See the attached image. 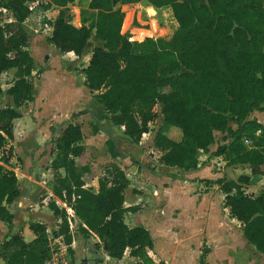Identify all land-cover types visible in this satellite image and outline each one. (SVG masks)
Listing matches in <instances>:
<instances>
[{"label": "trees", "instance_id": "trees-1", "mask_svg": "<svg viewBox=\"0 0 264 264\" xmlns=\"http://www.w3.org/2000/svg\"><path fill=\"white\" fill-rule=\"evenodd\" d=\"M28 1L0 0V7L12 16L0 23V71L13 68L8 85L0 89L14 105L0 106V219L8 227L12 214L7 204L19 188L13 170L1 164L9 159L3 156V147L13 137V119L19 116L15 107L31 96L33 78L40 72L33 68L23 24L30 13ZM71 1L46 0L39 5L43 10L50 4L57 6L54 16L43 17L50 27L46 39L57 51L70 50L80 56L91 40L89 58L81 70L85 85L100 104L94 120L108 118L110 124L122 126L126 139L137 143L148 122L161 114L162 124L179 128L180 134L172 139L157 129L152 145L161 150L160 162L182 172L201 166L196 151L206 148L217 134L228 137L212 154H221L227 165L248 162L252 174L263 176L261 188L248 196L241 184L225 175L203 180L207 184L223 181L233 188L224 195L229 214L243 223L245 239L264 255V123L249 117L253 110L264 113V0H145L156 10L168 6L172 19L180 24L168 39L144 36L140 40L120 31L127 17L115 6L119 0H87L90 20L77 27L69 23ZM63 123L50 159L52 192L73 210L80 231L91 230L105 243L108 256L120 257L125 248L136 255L141 248L151 247L146 228L126 225L116 209L120 187L127 182L116 166L108 169L109 175L97 178L98 192L87 207L77 202L84 166L76 164L74 157L82 148L81 131L69 119ZM99 126L93 122L92 131ZM255 132V145L240 149L239 138L253 137ZM105 143L114 154L110 136ZM249 177L239 174L238 181L247 184ZM48 207L59 216L57 231L68 241L65 209L54 200L48 201ZM31 226L34 236L29 240L18 232L1 239L0 256L5 263L44 264L49 256L46 232L39 222Z\"/></svg>", "mask_w": 264, "mask_h": 264}, {"label": "crops", "instance_id": "crops-1", "mask_svg": "<svg viewBox=\"0 0 264 264\" xmlns=\"http://www.w3.org/2000/svg\"><path fill=\"white\" fill-rule=\"evenodd\" d=\"M53 6L50 4L43 10L38 3L33 4L29 15L23 20L29 35L27 47L34 59L33 68L39 64L40 72L33 78L31 96L25 100L27 109H20L23 104L15 107L19 116L13 119V142L16 140L13 150L22 166H33V170L17 177L19 193L7 204L12 214L10 227L0 219V241L7 233L13 232H18L23 240H29L34 236L32 223L39 222L46 234L50 233L56 242L65 245L72 264H86L89 248L98 253L104 252L95 264H264V255L247 242L239 220L229 214L224 196L214 190L216 183L204 182L205 178L218 177V172L211 171L207 164L182 172L173 165L160 162L158 157L161 150L152 145L154 129L151 127L141 134L137 143L123 136L122 126L100 125L95 132L92 131L93 116L100 109V104L85 85L81 70L88 61L89 52L80 56L70 50L59 52L48 40L44 42H47L50 50L43 58L38 60L33 50L34 44L36 46L43 42L39 41L40 35L34 26L40 17L54 16L56 8ZM161 11H165V7ZM4 16L7 20L12 19L7 10ZM69 23L73 25L71 21ZM49 29L46 27L45 30ZM12 71L13 68H8L1 72L10 74L8 81L3 85L0 83L1 90L8 85ZM60 96L61 99H58ZM1 99L6 100V105L14 106L9 94L0 93ZM3 105L0 103V106ZM73 112L76 114L71 115ZM251 113L256 120L264 123L263 112L255 110ZM156 117L155 120L161 121V114ZM67 119L78 124L81 131L79 143L82 148L74 157L76 164L84 166L77 202L87 207L98 192L97 178L104 174L105 169L116 166L127 179L120 187L116 209L126 225L141 224L146 228L151 247L141 248L136 255H130L128 248H125L120 257L108 256L102 248L103 241L91 230L82 233L73 210L52 192V152L46 144L40 146L35 142L42 136H48L50 126L59 128ZM17 120L20 121L21 130L27 131L30 125L35 128L32 129L33 145L27 146L17 141L18 135L14 132ZM104 126L108 128V133ZM109 136L113 140L114 154L106 147L105 140ZM17 142L26 149L29 159L16 153ZM41 149L46 150L43 155L38 151ZM42 165L44 169H38ZM59 172L63 173L62 168ZM45 198L63 207L70 216L69 222L77 226L76 233L69 229L68 241H64L58 233L60 218L51 211ZM0 264H7L1 256Z\"/></svg>", "mask_w": 264, "mask_h": 264}, {"label": "rangeland", "instance_id": "rangeland-1", "mask_svg": "<svg viewBox=\"0 0 264 264\" xmlns=\"http://www.w3.org/2000/svg\"><path fill=\"white\" fill-rule=\"evenodd\" d=\"M43 1H46V0H30L27 2V4L30 7H32L33 4H37V3L39 4V3H42ZM86 2H87V0H73V1L68 3V7L72 13L70 21H71V23H73V26H75V27H76V25L79 26L81 24V22H83V21L88 22L90 20L91 13L86 9ZM149 5L150 4L147 3L145 0H119L115 4V6H117L121 10L122 16L127 17L126 18V25L123 28H121L120 31L126 32L128 34L129 39L140 40L144 36L160 37L163 39H168L177 30L180 22L178 24L175 23V21L171 17V10L167 5H166L167 7H165V11H161V10L159 11V10L154 9V10H156V12H154L153 9H150V8H155V7L152 5H150L151 7H149ZM77 6H79L78 9H76ZM53 8H56V10H57V6H53ZM0 15H1V17H3L5 15V12H1ZM46 27H47V29H49L48 28L49 25L47 23H44V20L42 17H40L38 23L34 26V28H36L37 31L39 32V35H40L39 41H43L42 43L37 44L36 46L34 44L33 50H34L35 56L38 60L43 58L44 54L48 53L50 50V46H48L47 42H44V40H47L46 36H47V33L49 32V30H45ZM89 44H92L90 39H89V43L87 44V47L84 49L86 52L88 50ZM85 53H83V54H85ZM39 67H40V65L38 64L37 66H35V69H37ZM4 71L5 70L0 71V83L2 85L4 82L8 81L7 77L10 75V74L8 75L7 73L1 74V72H4ZM58 99H61V96L58 97ZM0 103L6 104V100L1 99ZM22 104H23V106H21L20 109L22 111H24L27 109L28 105L26 104L25 101ZM152 108L154 110H157V106H153ZM253 111H255V110H253ZM26 112L27 111H25V113ZM157 115H158V113H157ZM249 117L256 119L254 116H252V113H250ZM156 118L157 117L153 118L152 120H150L148 122L149 128L151 127V129H154V131L158 129L172 139H177L179 137V134H180L179 128L172 126V125H165L164 126L162 124V121L155 120ZM19 122H20L19 120L16 121L15 130H14L16 135H18L17 141L20 144L23 143V145H27V146L33 145V142H34L33 141V137H34L33 133H34V131L32 129H35V128H33L30 125V126H28L27 131L21 130L22 128L19 129V126H21L19 124ZM94 122L99 124V125H110V121L108 118H104V119H100V120H96V121L94 120ZM229 124L232 127L235 125V123L233 121H230ZM63 127H64V123L61 124L59 126V128H56L55 125L50 126L49 131H48V136L47 137L45 136V138H43V136H42V138H40V135H39L38 138H40V139L36 140L37 142H35V144L40 145V146L42 144H46L47 145L46 147H47V149H49L50 152L54 151L55 150V141L59 137V133L62 131ZM12 131H13V128H12ZM256 134H257V132H255L253 134V137L246 138L248 140L247 142H245L244 138L242 139L240 137L239 138V143L241 146L240 149H247L249 147L254 146L255 145L254 139H255ZM30 136L32 137V140H31ZM41 139H44V140L39 142ZM13 140H14V134H13V137L11 139H7L5 144H4L3 156L4 155L7 156L8 158H10V160L7 163H1L2 166L7 170L8 169L13 170V168H15V170H13V172L15 173L16 177H21L22 176L21 173H24V174L32 173L33 166H31V167L22 166L21 160L18 157L14 156L13 148H14V145L16 144V140H15V142H13ZM227 140H228V137H223L222 135L217 134L214 137L213 142L210 143L206 148L198 149L196 151V158L199 161L200 165L204 166L205 164H207L210 167L211 171L219 173L218 177L225 175L223 173V168L227 165V160L221 154L217 155V154H212V153H213V151H215L217 145H219L221 143H226ZM18 142L16 145V153L22 158H25V159L28 158L29 159L26 149L23 148L22 146H20ZM9 147L11 148L10 151H8ZM38 151H39L40 155L41 154L43 155L46 150L41 149ZM51 156H52V154H51ZM38 169L43 170L44 165H42L41 167H38ZM108 169L104 170V174L109 175L110 172L108 171ZM234 172L238 173V174H246L250 177L257 176L256 181H253L252 183L256 186H261L263 184V176L259 173L252 174L249 167L244 166L242 168H235ZM215 178H217V177H215ZM215 178H212V179H215ZM225 178H227L226 175H225ZM248 183H249V180H248ZM215 185L216 186L213 187L214 190L219 191L223 196L225 195V193H229V192L233 191V188L228 187V185L224 184L223 181L216 183ZM240 189L244 194H246L248 196H253L257 192V190L253 186H248V185L247 186L242 185L240 187ZM45 200L47 202L50 201L47 198H45ZM65 217H66V221H67V219H70V216H69V214H67L66 211H65ZM59 223H58V226H59ZM239 225L242 228L243 223L239 221ZM58 226H57V228H58ZM68 229L72 230V233H76L78 228L74 223H71L70 227L68 225L67 230ZM53 237L54 236L51 235L50 233L46 234L47 244L49 247V254L54 249H57L56 247L59 245V243L56 242V239H53ZM55 243H57V246H55Z\"/></svg>", "mask_w": 264, "mask_h": 264}, {"label": "water", "instance_id": "water-1", "mask_svg": "<svg viewBox=\"0 0 264 264\" xmlns=\"http://www.w3.org/2000/svg\"><path fill=\"white\" fill-rule=\"evenodd\" d=\"M95 117V116H93ZM104 129L106 130V132L108 133V128L104 126ZM249 167L250 168V165L248 162H233V163H230L228 165H226L224 168H223V173L227 176L228 179H231L233 180L234 182L236 183H239L241 184V186H253L256 190L260 189L261 186H256L254 185L252 182L253 181H256L257 179V176H252L249 178V183L245 184V183H240L238 181V177H239V174L238 173H235L234 172V169L235 168H242V167ZM103 250L106 251V245L105 243L103 242ZM89 252V259L87 260L86 264H95V261L102 257L104 252L102 253H98L96 252L93 248H89L88 250Z\"/></svg>", "mask_w": 264, "mask_h": 264}, {"label": "built area", "instance_id": "built-area-1", "mask_svg": "<svg viewBox=\"0 0 264 264\" xmlns=\"http://www.w3.org/2000/svg\"><path fill=\"white\" fill-rule=\"evenodd\" d=\"M28 5V4H27ZM28 7H30L28 5ZM5 8L3 7H0V13L1 12H5ZM8 18H5V16L1 17L0 15V23L2 21H8L7 20ZM258 133V132H257ZM241 138L245 139V142H247L248 140L246 138V136H241ZM70 220L67 219V225H69V227L71 226V222H69ZM67 233H69V229L67 230ZM60 236H62L63 238V235L61 233H59ZM60 245V244H59ZM57 246L56 248L57 249H54L50 254L49 256L44 260V263L45 264H72L71 260L69 259L68 257V254H67V250H66V247L64 244H61L60 246Z\"/></svg>", "mask_w": 264, "mask_h": 264}]
</instances>
